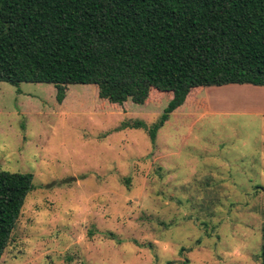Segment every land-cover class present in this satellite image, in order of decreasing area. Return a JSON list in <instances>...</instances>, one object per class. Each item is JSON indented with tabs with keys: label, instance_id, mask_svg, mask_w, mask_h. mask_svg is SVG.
<instances>
[{
	"label": "rangeland",
	"instance_id": "obj_1",
	"mask_svg": "<svg viewBox=\"0 0 264 264\" xmlns=\"http://www.w3.org/2000/svg\"><path fill=\"white\" fill-rule=\"evenodd\" d=\"M191 92L152 145L130 126L171 93L119 106L77 84L58 104L53 85L0 83V171L34 188L0 264H260L264 88Z\"/></svg>",
	"mask_w": 264,
	"mask_h": 264
},
{
	"label": "trees",
	"instance_id": "obj_2",
	"mask_svg": "<svg viewBox=\"0 0 264 264\" xmlns=\"http://www.w3.org/2000/svg\"><path fill=\"white\" fill-rule=\"evenodd\" d=\"M2 82L53 85L58 104L77 84L119 106L171 93L151 127L130 126L155 145L193 89L264 87V0H0ZM193 103L209 110L205 98ZM32 179L0 171V261ZM261 240L264 264V215Z\"/></svg>",
	"mask_w": 264,
	"mask_h": 264
},
{
	"label": "crops",
	"instance_id": "obj_3",
	"mask_svg": "<svg viewBox=\"0 0 264 264\" xmlns=\"http://www.w3.org/2000/svg\"><path fill=\"white\" fill-rule=\"evenodd\" d=\"M243 86H248V85H243ZM264 88V87H263Z\"/></svg>",
	"mask_w": 264,
	"mask_h": 264
}]
</instances>
